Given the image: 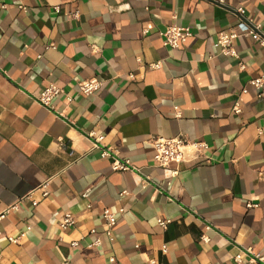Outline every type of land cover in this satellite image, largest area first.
I'll list each match as a JSON object with an SVG mask.
<instances>
[{
  "label": "crops",
  "instance_id": "1",
  "mask_svg": "<svg viewBox=\"0 0 264 264\" xmlns=\"http://www.w3.org/2000/svg\"><path fill=\"white\" fill-rule=\"evenodd\" d=\"M241 19L264 28V0H0V264H236L247 248L264 264V47L217 44ZM173 23L193 32L178 48L160 35ZM50 84L65 93L46 107ZM178 135L208 148L158 166L152 138Z\"/></svg>",
  "mask_w": 264,
  "mask_h": 264
},
{
  "label": "built area",
  "instance_id": "2",
  "mask_svg": "<svg viewBox=\"0 0 264 264\" xmlns=\"http://www.w3.org/2000/svg\"><path fill=\"white\" fill-rule=\"evenodd\" d=\"M236 11L242 14L243 7L237 8ZM73 16L78 17V12L73 13ZM160 35L165 47L178 48L187 42L188 38L193 35V32L192 28L189 26H180L176 23H173L166 25V27L160 31ZM240 36L251 37L254 40L258 41L264 47V28L260 25L251 24L241 19L240 22L230 31L218 33L217 44L220 47L221 52L225 55L237 56V52L234 48L233 43L234 40ZM158 66L159 63L149 64V68H155ZM250 82L255 86L256 89L260 90L262 89L264 84V77L260 76L253 78L250 80ZM101 85L102 82L97 77L83 79L78 83L79 92L84 95H93L101 87ZM60 93H65L64 89L57 87L54 84H50L43 89V91L37 97V100L44 106L49 107L51 106V100L53 99V97ZM258 95H260V93ZM67 100H71V98L67 97ZM233 111L236 114H239L242 111V107L239 101L235 102ZM179 114L180 112L177 110L176 116H179ZM87 136L94 139L95 145H98L103 139L102 135L96 136L94 132L88 133ZM151 142L154 147V161L158 166L161 167H170L171 164L179 165L188 159L191 152L194 154H199L200 152L208 148L207 143L203 141H191L183 135H178L175 137L155 136L152 138ZM102 155L106 156L109 155V153L107 150H104L102 152ZM112 167L114 170H131L139 172V169L133 166L129 161H123L122 159L117 157L113 160ZM172 173L173 175H176L178 173V169H173ZM48 186L49 181H45L40 186L43 196H47L49 194ZM33 203L37 204V200H33ZM13 207L17 208V205H13L12 208ZM123 211L124 209L121 208L120 212ZM102 215L106 221L105 232L109 237H112V230L117 221L116 214L109 208L105 207L102 210ZM75 222L76 219L74 215L71 212H67L61 218L59 226L61 229L65 230L73 226ZM157 222L161 227L166 228L168 223L170 222V219L158 218ZM211 227L212 226L210 224H206L205 226L206 230L211 229ZM28 229H30V227H28ZM23 235L24 233L21 234V236ZM21 236L15 237L13 235H9L8 240L10 242H18ZM201 240L203 242H208L209 238L204 233L201 236ZM100 243L101 240L97 238L90 245H99ZM71 245L77 247L79 245V242L72 241ZM163 250H167L166 245L163 246ZM251 252L252 249L247 248L246 250L237 253L234 256L236 264H253L257 261L263 260V257H261L260 254H252L248 260H245V253L249 254ZM152 264H155V261L152 260Z\"/></svg>",
  "mask_w": 264,
  "mask_h": 264
}]
</instances>
